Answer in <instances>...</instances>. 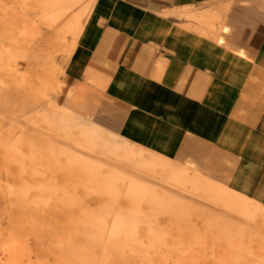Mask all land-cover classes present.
Here are the masks:
<instances>
[{
	"label": "rangeland",
	"instance_id": "1",
	"mask_svg": "<svg viewBox=\"0 0 264 264\" xmlns=\"http://www.w3.org/2000/svg\"><path fill=\"white\" fill-rule=\"evenodd\" d=\"M98 2L0 0V97L24 106L0 113V264H74L68 243L96 264H264V202L215 184L231 196L218 203L165 159L187 175L172 182L144 165L153 153L64 104L61 74ZM115 174L148 224L131 235L113 233L120 199L100 188Z\"/></svg>",
	"mask_w": 264,
	"mask_h": 264
},
{
	"label": "crops",
	"instance_id": "2",
	"mask_svg": "<svg viewBox=\"0 0 264 264\" xmlns=\"http://www.w3.org/2000/svg\"><path fill=\"white\" fill-rule=\"evenodd\" d=\"M93 14L64 104L264 202V0H99Z\"/></svg>",
	"mask_w": 264,
	"mask_h": 264
},
{
	"label": "bare ground",
	"instance_id": "3",
	"mask_svg": "<svg viewBox=\"0 0 264 264\" xmlns=\"http://www.w3.org/2000/svg\"><path fill=\"white\" fill-rule=\"evenodd\" d=\"M8 25L9 26L7 30L10 29L11 23L8 22ZM0 34L3 35L5 33L4 31H2L0 32ZM22 108H24V106L18 104L17 101H14L12 97H0V113L4 116H11L13 114V111H20ZM92 137L97 138L99 136L95 134ZM22 141L25 140L22 139ZM163 160L165 159L160 156L151 154V157L147 158V160L144 162V165L151 169L156 168L160 172L167 174L172 182L186 183L188 181L187 175L182 170H178L174 165H167V163ZM117 179H119L117 174L111 175L110 179L105 178L104 180H102L100 188L103 190V192L108 194V196L110 197V202L112 204H115V202L120 199V207H118V205H113L108 208L109 210H113L115 213L116 223L113 228V233L119 232L124 227L123 230L129 231L131 235L132 230L136 229L138 224H142L140 225V227H148V224L139 215V212H137L134 198H131L130 196L124 197V195L119 198ZM191 185L199 190V192L203 196L217 201L218 203L227 205L231 201V196L228 193L216 188L215 183L193 180V182H191ZM106 212L107 210L105 209L102 213L105 214ZM65 248L74 264H96L88 254H85V252L83 251L84 248L81 249L77 244L74 245L68 243Z\"/></svg>",
	"mask_w": 264,
	"mask_h": 264
}]
</instances>
